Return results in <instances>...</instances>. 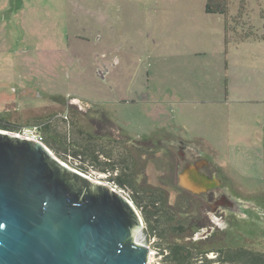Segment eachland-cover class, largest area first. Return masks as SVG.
Wrapping results in <instances>:
<instances>
[{
  "label": "rangeland",
  "instance_id": "obj_1",
  "mask_svg": "<svg viewBox=\"0 0 264 264\" xmlns=\"http://www.w3.org/2000/svg\"><path fill=\"white\" fill-rule=\"evenodd\" d=\"M207 3L0 0V117L14 130L49 121L52 152L111 185L90 159L63 152L92 141V103L134 139L163 131L207 149L241 203L235 216L248 220L237 234L251 233L228 244L264 252V0H211L223 14ZM142 155L139 184L173 181L174 152ZM170 186L171 201L184 196ZM136 238L150 249L147 264H166L167 240L144 229Z\"/></svg>",
  "mask_w": 264,
  "mask_h": 264
},
{
  "label": "water",
  "instance_id": "obj_2",
  "mask_svg": "<svg viewBox=\"0 0 264 264\" xmlns=\"http://www.w3.org/2000/svg\"><path fill=\"white\" fill-rule=\"evenodd\" d=\"M196 172L184 170L179 184L194 193L220 185ZM143 227L122 190L0 129V264H147Z\"/></svg>",
  "mask_w": 264,
  "mask_h": 264
},
{
  "label": "trees",
  "instance_id": "obj_3",
  "mask_svg": "<svg viewBox=\"0 0 264 264\" xmlns=\"http://www.w3.org/2000/svg\"><path fill=\"white\" fill-rule=\"evenodd\" d=\"M225 9V4H219L218 7L214 8L211 0H208L206 4V11L210 13L223 14ZM2 122L0 117V129L10 132H18L24 127H36L23 126L14 130L9 129ZM49 123V121L44 122L43 128L38 130L43 135V142L48 147L52 146L54 142V137L49 134ZM69 146L75 148L74 145L70 144ZM69 146L65 147L64 153L74 158H80L79 160L83 158L92 161V141L86 142L83 147L81 146L82 149L76 148L74 151H71ZM82 155L84 156L82 157ZM102 165L104 164L102 163ZM102 165L101 167L95 165L94 168L101 172L109 170ZM74 168L88 174L87 165L81 164ZM109 180H113V184L122 191L125 188L131 189V195L126 196L133 201L140 211L144 221L143 229L148 238L167 240V245L160 248L166 264H264V252L233 248L228 244L231 236H243L245 238L251 234L249 232L242 235L237 234L239 232L238 224H246L248 220L239 219L233 213H228L229 218L226 220L223 230L220 231L222 234L214 233L205 240H195L191 234L197 230L196 221L199 220V217L193 211L194 198L190 199L189 196L184 197V195L172 204L165 190L155 186H142L138 183L135 175L130 172L110 175ZM244 230L246 229L244 228ZM212 253L215 255L214 258L209 256Z\"/></svg>",
  "mask_w": 264,
  "mask_h": 264
},
{
  "label": "flooded vegetation",
  "instance_id": "obj_4",
  "mask_svg": "<svg viewBox=\"0 0 264 264\" xmlns=\"http://www.w3.org/2000/svg\"><path fill=\"white\" fill-rule=\"evenodd\" d=\"M78 110L86 113L87 107L79 105ZM90 119L92 120V167L95 165L101 167L103 163L102 166L109 169L106 171L109 179L110 175L128 172L138 177V169L141 168L139 156L142 154L156 155L160 148H167L174 152L176 161L173 162L174 165L169 167V172L174 175L173 181L164 182L163 185L160 184L155 187L165 190L172 204L180 197L176 196L174 201H171L170 188L168 187L170 185L173 189L181 190L185 195L184 197L194 198L193 211L199 217V220L196 221L197 230L191 234L195 240H205L214 233L222 234L220 231L223 230L225 222L229 218L228 213L234 214L236 210L241 209V203L234 201L226 192L227 189H230V185L226 184L224 178L219 174L218 167L207 157L210 154L209 151H206L207 149L194 148L186 140L163 131L134 139L127 134L124 127L115 121L111 112L103 108L101 104L92 103V117ZM102 137H105V142L98 141ZM186 169L195 170L198 172V176L208 177L211 180L217 178L220 180V185L211 186L194 193L179 184V174ZM192 177L197 180V177L195 178L193 175L190 176V179ZM111 181L113 182V180ZM224 199L230 205H226L223 202ZM223 213L226 214V218Z\"/></svg>",
  "mask_w": 264,
  "mask_h": 264
},
{
  "label": "built area",
  "instance_id": "obj_5",
  "mask_svg": "<svg viewBox=\"0 0 264 264\" xmlns=\"http://www.w3.org/2000/svg\"><path fill=\"white\" fill-rule=\"evenodd\" d=\"M14 133L43 142V135L37 130L36 127H29V128L24 127L20 129L18 132H14Z\"/></svg>",
  "mask_w": 264,
  "mask_h": 264
},
{
  "label": "bare ground",
  "instance_id": "obj_6",
  "mask_svg": "<svg viewBox=\"0 0 264 264\" xmlns=\"http://www.w3.org/2000/svg\"><path fill=\"white\" fill-rule=\"evenodd\" d=\"M138 235V234H137ZM138 239L136 238V241H137Z\"/></svg>",
  "mask_w": 264,
  "mask_h": 264
},
{
  "label": "crops",
  "instance_id": "obj_7",
  "mask_svg": "<svg viewBox=\"0 0 264 264\" xmlns=\"http://www.w3.org/2000/svg\"><path fill=\"white\" fill-rule=\"evenodd\" d=\"M220 14V13H219Z\"/></svg>",
  "mask_w": 264,
  "mask_h": 264
}]
</instances>
